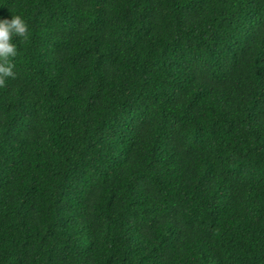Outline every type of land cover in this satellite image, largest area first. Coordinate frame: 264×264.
I'll list each match as a JSON object with an SVG mask.
<instances>
[{
	"label": "trees",
	"instance_id": "16d2710c",
	"mask_svg": "<svg viewBox=\"0 0 264 264\" xmlns=\"http://www.w3.org/2000/svg\"><path fill=\"white\" fill-rule=\"evenodd\" d=\"M0 264H264V0H0Z\"/></svg>",
	"mask_w": 264,
	"mask_h": 264
},
{
	"label": "clouds",
	"instance_id": "9594fccd",
	"mask_svg": "<svg viewBox=\"0 0 264 264\" xmlns=\"http://www.w3.org/2000/svg\"><path fill=\"white\" fill-rule=\"evenodd\" d=\"M17 39H28V25L20 15H12L11 19L0 18V87L4 86L8 79L15 78L12 62L17 55Z\"/></svg>",
	"mask_w": 264,
	"mask_h": 264
}]
</instances>
